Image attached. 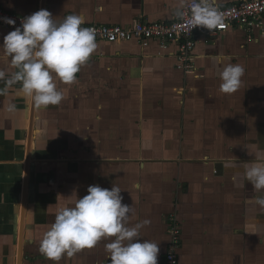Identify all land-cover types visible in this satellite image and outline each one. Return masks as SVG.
<instances>
[{"label": "crops", "instance_id": "obj_1", "mask_svg": "<svg viewBox=\"0 0 264 264\" xmlns=\"http://www.w3.org/2000/svg\"><path fill=\"white\" fill-rule=\"evenodd\" d=\"M190 0H0L28 16L49 10L57 23L79 14L85 24L131 26L169 20ZM239 0H208L230 5ZM84 24V25H85ZM12 30L0 26V44ZM75 80L56 78L64 99L37 108L6 84L16 71L0 47V264H110L101 239L53 257L40 240L74 189L121 188L130 225L159 244L158 264L174 227L180 264H264V191L243 175L264 161V29L197 33L192 72L157 43H106ZM245 69L239 88L220 91L218 66ZM15 104L13 111L8 106Z\"/></svg>", "mask_w": 264, "mask_h": 264}, {"label": "clouds", "instance_id": "obj_2", "mask_svg": "<svg viewBox=\"0 0 264 264\" xmlns=\"http://www.w3.org/2000/svg\"><path fill=\"white\" fill-rule=\"evenodd\" d=\"M190 22L195 27L211 31L223 21L222 14L208 0H192ZM182 15V11L177 12ZM14 30L3 37V48L16 69L6 84L19 83L18 93L37 108L57 106L64 99L55 83L59 78L65 84L72 83L80 68L97 48L95 31L83 27L85 18L69 14L57 23L47 9H40L21 20L20 26L10 17H0ZM220 91L235 92L245 69L239 63L225 60L218 66ZM5 73L0 71V79ZM8 106L7 111L15 110ZM243 175L258 191H264V161L244 165ZM68 205L55 214L54 221L40 240V249L53 257L62 253L69 256L83 248L94 247L101 239H109L105 250L110 264H158L159 244L140 239L141 229L151 222L143 220L130 225L132 205L124 203L122 190L116 185L105 188L90 185L87 194L80 196L74 189L67 197ZM264 204V197L259 200Z\"/></svg>", "mask_w": 264, "mask_h": 264}, {"label": "built area", "instance_id": "obj_3", "mask_svg": "<svg viewBox=\"0 0 264 264\" xmlns=\"http://www.w3.org/2000/svg\"><path fill=\"white\" fill-rule=\"evenodd\" d=\"M191 2L192 0L186 2L181 8L182 15L169 20L149 21L140 18L131 26L103 23H88L82 26L95 31L96 41L136 42L143 47L157 43L163 49L174 45L176 46L175 55L182 62L180 66L186 72L194 70L191 58L197 33L216 35L236 27L245 30L248 36H251L256 30L264 29V0H239L230 5L212 4L211 6L222 14L223 21L211 31L191 24L189 7ZM0 17H10L16 20L15 26H20L21 20L26 16L0 7ZM0 26L14 30V26L4 23L3 20H0ZM181 244V230L174 227L162 264H180L178 251Z\"/></svg>", "mask_w": 264, "mask_h": 264}, {"label": "snow or ice", "instance_id": "obj_4", "mask_svg": "<svg viewBox=\"0 0 264 264\" xmlns=\"http://www.w3.org/2000/svg\"><path fill=\"white\" fill-rule=\"evenodd\" d=\"M51 255V254H50Z\"/></svg>", "mask_w": 264, "mask_h": 264}]
</instances>
